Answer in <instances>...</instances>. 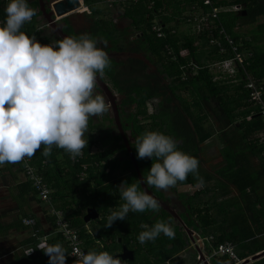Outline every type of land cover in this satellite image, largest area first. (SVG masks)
Here are the masks:
<instances>
[{
    "label": "trees",
    "instance_id": "obj_1",
    "mask_svg": "<svg viewBox=\"0 0 264 264\" xmlns=\"http://www.w3.org/2000/svg\"><path fill=\"white\" fill-rule=\"evenodd\" d=\"M101 1L83 0L84 5L90 10L88 15L91 22L86 32L80 34L88 33L93 38L101 41L97 46L104 48L106 52H130L135 54V56L119 60L110 57L111 67L105 69V74L100 77L122 96L118 114L123 130L127 131L129 129L134 140L146 131L161 132L172 137L179 150L198 159V173L203 178V184L198 183L192 174H189L185 181L177 183V185H201V188L192 194L181 193V196L185 198L184 207H187L185 219L189 223V227L197 223L200 224V222L203 223V226H209L211 222V206H208L210 201L207 194L211 192L210 180H217V178L201 166L200 154L202 152L201 144L213 134L219 132L224 140V144L220 149L222 161L217 166L219 168L216 171L218 174H222L221 179H219L220 187L224 190L225 184L222 180H227L229 184H233L237 188L238 198L243 199V202L247 204L246 209L241 213L237 210L231 218L230 225L235 222L237 227L238 225L244 227L245 237L252 240H250L249 245H255L253 252L264 250V243L261 244L254 239L255 233L264 232V208H254V204L260 199L263 200L264 197L257 192L262 174H260V171L253 172L250 170L246 165L244 155L246 152L254 155L262 154V165L264 166V144H260L258 139L253 137V134L263 127L264 120L255 107L248 102V94L241 84H230L228 79L215 80L209 70V65L213 62L230 58L231 50L224 41L223 35L218 34V29H213V32L215 37L227 47V50L223 53H220L216 46L209 44L206 30L194 34H167L165 38L156 37L151 30L156 18L160 19L159 23L161 25L166 26V20L173 19L176 16V21L179 22L177 15H181L183 12L191 13L193 11L192 6L198 7L196 9L199 10L203 9L205 13L208 12L209 7L199 8L202 5L199 0H152V5L150 0H140L137 3L126 1L123 17L129 19L130 23L128 27L119 29L111 19L105 22L104 19L98 17L102 9L97 8L96 5ZM213 2L215 7L240 4L242 5V11H246V15L243 16L239 14L240 11L218 13V22L236 42L238 41L237 36L232 32L236 25L254 22L258 16L264 15V0H213ZM8 3L9 0H0V19L6 18L5 9ZM27 3L29 7L36 10V15L31 22H26L22 26L21 31L29 37H39L46 25L44 23L41 28L36 25V19L43 17L38 0H27ZM169 8L175 10L172 14L173 18L161 17L160 14ZM187 14L182 16L181 19L188 20ZM61 21L67 27L64 31L69 36H72V33L75 36L80 35L79 33L75 34L67 17ZM188 23L191 22L188 21ZM128 28H133V31L127 33ZM168 29L170 27L165 28L167 32ZM59 39L61 38L57 37L55 41ZM37 40L41 44H46V41L41 37ZM195 41L200 42V48L193 45ZM166 44L173 49L176 55L174 59L166 54L164 49ZM184 48L188 50V55L180 56L178 54L179 50ZM190 62L196 63L199 68L196 73L192 74L191 68L187 67L188 77L182 80L181 75L186 70L183 66L188 65ZM249 70L256 77L264 79V52L262 50L255 51L254 57L250 61ZM232 86H234L236 93L239 91L241 93L230 98L227 90ZM183 91L193 93L195 97L190 101L182 97L181 92ZM96 93L103 94L99 86L94 89V94ZM156 98L158 100L154 112L148 113V101ZM212 100L215 102L213 107L210 104ZM241 106H249V108L238 113L237 110ZM247 115H250L249 120L246 119ZM105 118L106 116L103 117V119ZM211 118L215 124L211 122ZM109 121L113 128L108 125L101 126L108 130L106 139H101L103 146L101 150L93 152L92 147L96 145V140L92 135L85 138L88 139V147L82 150L83 158L79 161L80 165L78 163L73 164L75 170L72 171V183L67 182L66 185L76 186L77 189L80 187V196L85 202L81 208L95 207L100 215L99 223L103 224L104 232H110L113 239L119 234L125 235L126 233L131 235L130 238L137 239L139 233L143 231L140 227L141 224H147L151 227L160 220L170 224L174 230L173 238L161 233L154 241L145 242L147 246L150 245L152 249H156L158 252L156 258L160 261L167 259L178 252L184 244L182 240L183 232L173 222L172 215L164 209H160L158 212L151 210L144 212L129 211L125 220L115 221L111 227H105L107 216L110 215L111 211L119 210L125 202L121 197L118 185L122 181L129 184L139 182L135 166L127 152L121 134L118 131L112 134V129L117 130L114 115L109 117ZM247 127H250V129H247ZM129 144L140 173L143 178H146L152 162L155 161H152L151 158L137 159L134 144L132 142ZM42 153L43 146L32 157V162L39 168L45 182L50 187L49 182L51 180L40 169L39 164L44 159L50 162L51 158L54 159V155L52 152L49 156H44ZM82 163L88 164L87 174L84 179L78 181L77 173L80 172ZM27 185L31 187L30 183ZM138 187L142 190L140 183H138ZM172 188L176 189V186ZM203 196L207 197L201 200ZM63 205L55 206L65 210ZM67 217L71 226L79 230L77 232L83 239L86 232L81 212L76 215L70 213ZM106 228L108 230H105ZM232 230L236 231V226L232 227ZM37 235L36 232L33 236ZM84 238L83 244L86 249L90 245V241H88L89 239L86 240V236ZM220 241H223V239ZM47 243L66 244L60 234L47 239ZM35 244L36 240L34 241ZM44 256L45 254L42 251L35 250L27 258L28 261L33 262L38 260L39 257L42 259ZM68 257L66 260H71L73 263V260ZM258 264H264V256Z\"/></svg>",
    "mask_w": 264,
    "mask_h": 264
},
{
    "label": "clouds",
    "instance_id": "obj_2",
    "mask_svg": "<svg viewBox=\"0 0 264 264\" xmlns=\"http://www.w3.org/2000/svg\"><path fill=\"white\" fill-rule=\"evenodd\" d=\"M6 20L0 26V166L31 159L43 146L49 156L53 146L75 159L88 147L85 133L90 117H103L111 109L104 95L96 93L98 75L103 77L111 60L101 41L88 33L67 36L41 44L35 36L21 31L36 10L27 0H9ZM137 159L151 158L152 165L143 183L167 191L189 174L203 184L197 158L179 150L175 140L158 131H146L132 142ZM139 183V182H138ZM138 183L122 181L118 187L125 201L111 211L105 227L126 219L129 211L158 212L160 203L140 190ZM140 243L154 241L161 233L174 237L167 222L141 224ZM49 257L48 264H66V250L60 243L37 245ZM34 250V249H33ZM29 251L28 255L32 253ZM73 264H122L107 251H78Z\"/></svg>",
    "mask_w": 264,
    "mask_h": 264
},
{
    "label": "crops",
    "instance_id": "obj_3",
    "mask_svg": "<svg viewBox=\"0 0 264 264\" xmlns=\"http://www.w3.org/2000/svg\"><path fill=\"white\" fill-rule=\"evenodd\" d=\"M44 1L47 2L48 0H44ZM54 1L56 0H52V2ZM125 2L126 1L124 0H102L100 3L96 5V7L99 8L98 7L99 5H102V4L106 5L107 3L110 7L111 6L117 7V6H120V4L125 5ZM82 4L85 7V9H83L80 12L88 11L90 13L89 8L84 5L83 0H82ZM235 5L239 6V9L237 11H225V12L240 11L239 14L243 16V14H241L242 5L240 4L238 5L233 4L229 6H218V7H222L223 9H228ZM109 6L106 5L105 7H109ZM174 11H175L174 9L169 8L167 10H164V12H162L160 15L161 17H167V18L172 17L173 18L172 14L174 13ZM108 12H109V9L105 8V10H103L101 13L104 14ZM89 13H85V14H89ZM101 13L98 14L99 18H102ZM186 14L187 12H183L181 15H177V17L179 18L178 20L179 22L176 21V16L173 19L166 20L165 21L166 26L164 25L163 26L166 29L168 27H170V29H174L175 30L174 35H178L179 33L180 34H185V33L194 34L196 31L195 29H194L195 32L192 30L191 25L190 26L187 25V28L183 31H180L179 29L177 31V27H179L180 23H187L185 22L186 20L181 19V17ZM123 15H124V10L120 15V17L124 19L125 17H123ZM38 18H41V17H38ZM257 18L262 19V21L258 23L257 21L258 19H256L254 22H252V24L257 22L256 23L257 26H255L254 29L262 30L263 36L261 37L260 41L264 44V19H263L264 15H260ZM155 21L159 23V21L157 20ZM36 25L40 28L42 27L41 24H39V22L37 21V19H36ZM252 28H250V26L247 27L248 29L247 32L245 33V35H243L239 39L242 42L237 43L238 41L236 42L234 39V41L238 45H240L241 47L243 46L242 48L239 46L238 47L240 51L243 53V57L245 58V60L248 61V71H250L249 70L250 61L254 57L255 51L258 50V49L254 50L253 48H250V45L248 42L250 40L248 35ZM48 36L51 39L52 36L50 34ZM43 40L45 39L43 38ZM52 41L54 42L55 38H53ZM197 43L200 48V42L197 41ZM251 75L255 76L254 74H251ZM258 79L262 81L264 84V79H261V78H258ZM238 80L241 81L240 77H237V81ZM228 82L234 85H240L242 83V81L232 82L230 79H228ZM227 91H228L227 94L230 98H232L235 95L237 96L239 95V93H241V91L236 93L234 86L228 88ZM248 108L249 106H245V107L241 106L237 110V112L240 113L242 111L248 110ZM255 109L257 110V107H255ZM246 119L249 120L250 115H247ZM211 122H213V119L211 120ZM247 129H250V127H247ZM215 134H220V133L216 132ZM215 134H213L209 139H211ZM253 137L257 138L260 144H264V125L259 130H257V132L253 134ZM221 139H222V143L224 144L223 138ZM208 140H206L205 142H207ZM204 143H202L201 145H203ZM221 146L222 145L220 144V149L222 148ZM220 149H219V153H220ZM52 154L54 155L53 156L54 159L51 158L50 162L44 159L39 164L40 169L43 170L45 172V175L48 177V179L51 180L49 182L50 184L49 188H50L51 202H53L52 204L56 206L60 204H64L63 206L65 207V210L64 209L63 210H64V215L67 219H68L67 215H69L70 213L71 215H76L77 213L81 212V214L84 216L86 213V209L88 207L84 209L81 208V206L85 202L81 199L80 190H79L80 187L77 189L76 186L66 185L67 182L72 183V180H71L72 175H73L72 171L75 170L73 164L74 163L76 164L77 162H74L72 160L70 154H68L67 152H65L64 150L60 148H57L56 146H53ZM203 154H204V150L202 147V152L200 154V157L202 160L204 158ZM244 155L246 158V165H248L250 170L253 172L260 171V174H262V177L260 180V186H259V189H257V192L260 196H264V172H263L264 166L262 165L263 164V160L261 158L262 154L254 155V154H250L249 152H246V154ZM43 161H45V163H43ZM201 165H203V163H201ZM218 168L217 167L214 168V172L206 170L211 175L215 176V178H217V180L213 179V180H210L209 182L210 188H211V192L207 194L209 201H210L209 204L213 205L214 203L218 202L222 198L224 200H229V198H231L237 204V207L234 209V211L238 210L241 213L243 210L246 209V205H247L246 202H243V199L238 198L237 188L233 184H229L227 180H222L225 184V189L223 190L220 187L219 179H221L220 177L222 176V174H218L216 172ZM83 173L87 174L86 170H83L81 168L80 172L77 173L78 181L82 180L81 178H82ZM27 184L28 182L25 179L24 173L22 171V167L19 163L17 164H7L6 163L3 166H0V264H48L49 257L46 255L42 257V259H40L39 257L38 260L36 261L34 260L33 262L28 261L27 257L33 254L35 250L41 252V250L35 249L41 240H44V241L46 240L47 242V239L55 236L56 234H59L57 233L56 228H55L54 218L48 212L49 206L46 205V203H44L43 201H41L36 195V193L34 192V190ZM51 185H52V189H51ZM180 186L182 188L191 187L190 184H185V185H180ZM198 186L201 188V185L199 184L192 186V188H195L196 190H198L199 189ZM183 192L187 193L188 190L184 191L183 189ZM192 193H189V194H192ZM206 197L207 196H203L201 200L205 199ZM262 199L263 200L260 199L258 202H256V204H254L255 209L264 208V197ZM186 211H187V207L185 206L183 210L176 212L180 219L174 218L173 215L171 214L173 217V222L178 227H180V231L183 232L182 240H183L184 246L180 248L178 252H176L175 254H173L167 259H163L160 261V259L153 257L152 259H154V261H157L155 262V264H173V263L183 264V261H182L183 258H182L181 253L184 251V249L189 248V247H191V249L193 250L195 254L194 255L195 258L197 259V262L195 264H204L205 261L208 264H232L231 260L227 256H219V255L213 254L214 247L218 243L223 242V241H230L233 243L235 252L239 258H243L246 260V259H250L253 256L257 257L258 254H261L254 260H249L247 264H258L260 262V259L264 256V250L253 252L255 250V245H249V243L252 240L249 239L248 237H245V232L243 231L244 227H240L239 225L237 227V223L235 222H232V224L230 225L232 216L230 214H227V211H225V208L223 206H214V205L211 206V209H210V215H211L210 221L211 222L209 226H203V223L200 222V224L197 223V224H194V226L190 225L189 227V223H187L185 219V217L187 216ZM223 211L225 212V214H222ZM28 217L35 219L34 226H29L23 223V219L28 218ZM99 218H100V215L98 213L97 218L91 219V220L98 221V223H95L94 226H90L87 224L91 220H89L88 222L84 221L85 223L84 229L86 232L84 237L86 236V240L89 239L88 241H90V245L88 246V248H86L87 252L90 250L107 251L109 252V254L114 255L115 253L121 252V250L117 252V250L113 248L116 243L121 245L120 249H122V245L127 244L125 246H127L129 250L132 249L133 256L136 250L142 251L146 249V243H143V244L140 243L138 238L137 239L130 238L131 235L127 233L125 235L119 234V236L117 235L113 239L110 232H104L103 224L101 222L99 223ZM181 222H183V224ZM186 223L188 226L186 225ZM235 226H236V231H233L232 227H235ZM252 228L254 227L252 226ZM186 229L190 230V238L187 235V232L185 231ZM33 230H35L38 233L37 236L32 235ZM96 230L97 232L95 233ZM105 230H108V229L106 228ZM77 231L79 232V230ZM84 237L83 239L85 241ZM34 238L36 240L35 245H34V241H35ZM191 238H193V240ZM83 239L81 238L82 244H83ZM221 239H223V241H220ZM254 239L258 241L259 243L263 244L264 243V232L255 233ZM105 240L106 241L112 240L113 244L108 246L107 244H104L103 241ZM97 243L100 244L98 247L96 246ZM60 244L66 250V253H67L66 257H68L69 249L67 248V245L65 243H60ZM83 247H84V244H83ZM28 248H32V250L34 249L32 253L29 255H28L29 252H27ZM199 257L201 259H199ZM127 260L122 261V264H124ZM66 264H73V263L71 260L69 261L66 260Z\"/></svg>",
    "mask_w": 264,
    "mask_h": 264
},
{
    "label": "built area",
    "instance_id": "obj_4",
    "mask_svg": "<svg viewBox=\"0 0 264 264\" xmlns=\"http://www.w3.org/2000/svg\"><path fill=\"white\" fill-rule=\"evenodd\" d=\"M124 1L137 3L140 0ZM199 1L202 4L199 6V8L207 6L209 7L208 12L205 13L203 9L199 10L196 9L198 7L192 6L191 9H193V11L190 13L188 21L193 23L196 32L199 33L206 30L208 32L209 44L216 46L219 49V52L223 53L227 50V47H225L223 43L215 37V34L213 32V29H218V34L223 35L224 41L231 50L230 58L219 60L209 65L211 74L213 75L215 80L230 79L232 82L242 81V87L248 94V102L257 107L259 114L264 119V84L258 78L251 75L252 73L250 71H248V61L245 60V58L243 57V53L240 51L234 39L226 33L224 27L218 22L217 19L218 13L225 11H237L239 9V6L235 5L228 9H223L222 7L213 6V0ZM150 3L152 5L153 1L150 0ZM5 20L6 18L0 19V26H3ZM214 22H216L217 24H215ZM151 30L158 38H165L167 34L175 33L174 29H169V31L167 32L165 30V27L158 22H155L151 26ZM164 49L167 55H170L173 59L176 57L171 46L166 44L164 46ZM178 54L180 56H186L188 55V50L185 48L180 49ZM183 67H185L184 69L186 70H184L181 75L182 80H185L188 77L187 67L191 68L192 74L196 73V70L199 68V66L193 62H190L188 65ZM237 77H240L241 81H237ZM82 158L83 153L80 156H77L75 159L72 158V160L80 164L79 161ZM43 163H45V161H43ZM19 164L22 167V171L24 173L26 181L30 183L38 198L49 206L48 212L54 218L57 233L62 236L68 246L69 257L74 261L76 259L75 254L78 251L87 253L86 249L83 247L81 237L79 236L77 230L71 226L69 220L65 217L64 211L52 204L49 185L45 182L39 168L32 162V158L28 159L26 157ZM87 167L88 165L86 163H82L83 170H87ZM85 175L86 173H83L81 179H83ZM23 223L29 226H34L35 219L30 217L24 218ZM35 234L36 231H34L33 235ZM41 242H44V240H41L39 243ZM31 250L32 249L30 248L27 250V252ZM213 254L219 256H227L231 260L232 264H247L245 263V259L239 258L237 256L234 245L230 241H223L218 243L214 247Z\"/></svg>",
    "mask_w": 264,
    "mask_h": 264
},
{
    "label": "rangeland",
    "instance_id": "obj_5",
    "mask_svg": "<svg viewBox=\"0 0 264 264\" xmlns=\"http://www.w3.org/2000/svg\"><path fill=\"white\" fill-rule=\"evenodd\" d=\"M51 2H52V0H48L45 3L51 4ZM106 5L109 6L108 3ZM106 5L102 4V5L98 6L99 9H102V11L105 10V8L109 9L108 13H104V14L101 13V17H102V19L105 20V22H108V20L111 19L112 22H114L119 29H124V28L129 26L130 20L125 19V18L123 19L120 17L123 10H125V5L120 4V6H117V7H112V6L111 7L110 6L105 7ZM168 12H170V11H168ZM190 12H191V10H190ZM85 13H89V12L88 11L87 12L75 11L74 13H71L67 16L68 22L71 24L75 34H78V33L80 34L81 32H86V29L89 27V24L91 22V18L88 14H85ZM187 15L189 18L190 13L188 12ZM257 19H258L257 20L258 23H260V21H262V19H260V18H257ZM44 20H45L44 16L41 18H37V21L39 22V24H41V26H42V24L45 23ZM155 20L159 21L160 19L156 18ZM185 22H187V23H180L179 24V27H177V31H178V29L180 31L185 30L187 28V25L190 26L192 23V22L188 23V20H186ZM60 23H63V22H60ZM256 23H254V24H252V22H249V23L246 22V23H242V24L239 23L238 25H236L232 29V32L235 36L238 37V43H240L242 41L239 39H240V37L245 35V33L248 30L247 27H249V26H250V28L253 27L250 30L249 35H248V37L250 38V40L248 41L250 48H253L254 50L255 49L262 50L264 52V44L260 41L261 37L263 36V32L261 29H254L255 26H257ZM194 27L195 26L192 23L191 28L193 31L195 29ZM44 29H43L44 30L43 32L40 31L41 33H40L39 37L44 38L46 41V44H47V42H48V44L53 43L52 38L50 39L48 36L50 34V32H49L50 27H46ZM131 31H133V28L127 29V33L131 32ZM72 36H75V35L72 33ZM39 37L37 36L36 39ZM193 45L199 47L197 41H195L193 43ZM118 58L122 59V57H118ZM152 68H153V66H152ZM108 86L113 91V93L116 95L115 96L116 101L119 100L118 103H120L122 96L120 94H118L115 90H113L110 85H108ZM102 95H104V97L108 101L107 96L105 94H102ZM181 95H182V97H185L190 101H191V99H193L195 97V95L193 93H186L184 91L181 92ZM157 100L158 99L156 98V99L148 101V103H147L148 113L154 112ZM210 104L213 107L215 105V102L212 100L210 102ZM111 110H112V108L110 109V111L106 115H104V116H106L105 119H103L104 116L103 117H90L89 118L88 129H87V132L85 133V138L88 137L89 135H92L93 138L96 140V145L94 147H92L93 152L99 151L103 148L101 139H106L105 137L108 133L107 132L108 130L104 129V127H101V126L102 125H104V126L108 125L111 128H113V126H111V123L109 121V117H112ZM111 131H112V134H114L116 130L112 129ZM221 138L222 137L220 134H215L211 139H209L207 142H205L203 145H201L203 147V150H204V154H203L204 158L202 160L203 165H201V166L205 170L214 172V168H216L217 166H219L221 164L222 158H221V155L219 153L220 144L223 146ZM132 140L134 141V138H130V141H132ZM183 189H184V191L188 190L187 193H192L196 190L195 188H192V186L182 188L180 185H176V191L172 187L169 188L170 191H175L176 194H178V192H183ZM199 189H200V187H199ZM213 205L214 206H223L225 208V211H227V214H230L232 217L237 212V211H234V209L237 207V204L231 198H229V200H224L222 198L218 202L214 203ZM213 205L208 204V206H213ZM173 210L176 211L175 209H173ZM180 210H182V209H180ZM180 210H178V212ZM222 214H225V212L223 211ZM95 223H98V221L97 220H91L87 224L90 226H94ZM103 242H104V244H107L108 246L113 244L112 240H109V241L105 240ZM99 245H100L99 243L96 244L97 247ZM125 245H127V244H124L122 246H125ZM120 246L121 245L116 243L113 248L115 250H117V252H119L121 250ZM130 250H132V249H130ZM181 254H182V258H183V260H182L183 264H195L197 262V259L194 256L195 254H194L193 250L191 249V247L184 249V251ZM157 255H158V252L156 251V249H152L150 247V245H148V246L146 245V249H144L142 251L136 250L134 252L133 259L127 260L124 264H155V262H157V261H154V259H152V258L156 257Z\"/></svg>",
    "mask_w": 264,
    "mask_h": 264
},
{
    "label": "water",
    "instance_id": "obj_6",
    "mask_svg": "<svg viewBox=\"0 0 264 264\" xmlns=\"http://www.w3.org/2000/svg\"><path fill=\"white\" fill-rule=\"evenodd\" d=\"M38 3L40 6V10L42 12V15L44 16V19L46 21V25L51 27V28H54L61 39L69 36L67 33L63 32L62 27L58 24V22H59V20L67 17L69 14L74 13L79 7L83 6L82 0H56V1L52 2L51 4H48V3L46 4L44 0H38ZM241 14L245 15L246 11H242ZM107 53H108L109 57H113L116 59H119L118 57L125 58V57H129V56H135L134 53H130V52H107ZM136 56H139V55H136ZM97 86H99L102 93L107 96L108 101L111 103V108L113 110L115 123H116L118 130H119V132L123 138L125 147H126L127 152L131 158V161L133 162V164L135 166L137 177H138V180H139V183L141 185L142 190L148 192L155 199H157L159 201L160 205L165 210H168L173 215L174 218L180 219L178 214L175 211H173V210L171 211L168 208H166L163 204L164 202L161 201L159 198H157L153 194V192L148 188L147 184L143 183V177L140 173L139 167L136 163L135 156L132 152L128 138L125 135L124 130H123L122 125H121V122H120V118H119V114H118L119 109H118V105L116 103V97H115L116 95L110 89L108 84L100 78L99 75H98V79H97ZM97 217H98V212H97L96 208L95 207H88L86 209L85 215L83 216V220L85 222H88L89 220L97 218ZM181 223L183 224V222H181ZM185 231L187 232V235L190 238V230L186 229ZM191 239L193 240V238H191ZM192 240H191V242H192ZM259 255H261V254H258L257 257ZM113 256H118L122 261H124V260L133 258V251L129 250L126 246H122L121 252L115 253ZM202 257H203V255H202ZM257 257L253 256L250 259H246L245 263H247L249 260H254ZM199 259H201V258L199 257ZM204 264H208V263L205 261Z\"/></svg>",
    "mask_w": 264,
    "mask_h": 264
},
{
    "label": "flooded vegetation",
    "instance_id": "obj_7",
    "mask_svg": "<svg viewBox=\"0 0 264 264\" xmlns=\"http://www.w3.org/2000/svg\"><path fill=\"white\" fill-rule=\"evenodd\" d=\"M49 4V3H48ZM83 9H85L84 7H81L80 9H78L77 11H82ZM62 20V19H61ZM59 21L58 22V24L62 27V30H63V32L64 33H66L65 31H64V29H66L67 27L65 26V24H64V22L63 23H60V22H62V21ZM45 25H46V22H45ZM46 27H49V26H47L46 25ZM45 30V29H44ZM43 30V31H44ZM42 31V32H43ZM49 32H50V35L52 36L51 38L53 39V38H56L57 39V37H59V35L57 34V32L55 31V29L54 28H51L50 27V30H49ZM116 59V58H115ZM116 60H119V59H116ZM119 100H117L116 101V103L118 104V107H119ZM111 114H112V116H113V110H111ZM117 127V126H116ZM116 131H118L119 132V130H118V127H117V130ZM120 133V132H119ZM124 133H125V135L127 136V138H128V141H130V138H133L132 137V135H131V133H130V130L128 129L127 131H124ZM123 139V138H122ZM130 142H134L133 140L132 141H130ZM129 142V143H130ZM148 188L153 192V194L157 197V198H159L161 201H163L162 203L164 204V206L166 207V208H168L169 210H173V209H176L177 211L178 210H180V209H182L183 210V208H184V202H185V198L184 197H182L181 196V193L180 192H178V194H176V189L174 188V190L175 191H170L169 189L167 190V191H165V190H158V189H156L155 187H149L148 186ZM169 205V206H168ZM160 209H164L162 206L160 207ZM165 210V209H164ZM165 211H167V212H169L168 210H165ZM182 212V211H181ZM170 213V212H169ZM171 214V213H170Z\"/></svg>",
    "mask_w": 264,
    "mask_h": 264
},
{
    "label": "bare ground",
    "instance_id": "obj_8",
    "mask_svg": "<svg viewBox=\"0 0 264 264\" xmlns=\"http://www.w3.org/2000/svg\"><path fill=\"white\" fill-rule=\"evenodd\" d=\"M81 7H84V6H81ZM81 7H79L78 9H80ZM84 8H85V7H84ZM78 9H77V10H78ZM77 10H76V11H77Z\"/></svg>",
    "mask_w": 264,
    "mask_h": 264
}]
</instances>
